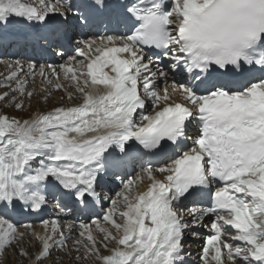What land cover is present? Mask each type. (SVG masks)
<instances>
[{"label":"snow or ice","instance_id":"1","mask_svg":"<svg viewBox=\"0 0 264 264\" xmlns=\"http://www.w3.org/2000/svg\"><path fill=\"white\" fill-rule=\"evenodd\" d=\"M170 5L0 0V24L27 22L38 30L25 40L73 52L59 65L12 61L0 80V256L14 248L44 264L59 250L89 264H177L185 234L202 227L200 264H264V0ZM37 77L40 98L56 90L60 102L10 115L37 94ZM143 156L159 166L148 163L97 214L101 173ZM51 202L60 212L42 231L13 222ZM73 210L88 220L63 222Z\"/></svg>","mask_w":264,"mask_h":264},{"label":"bare ground","instance_id":"2","mask_svg":"<svg viewBox=\"0 0 264 264\" xmlns=\"http://www.w3.org/2000/svg\"><path fill=\"white\" fill-rule=\"evenodd\" d=\"M8 25H11V26H17V27H20V28H23L26 24H28L27 22H24V21H21L19 19H15V20H9L7 22ZM7 24H2V25H7ZM13 32H7L6 34H12ZM7 68V64H5ZM60 97H61V94H56L54 95L53 99H49V101L45 102V101H41V100H37L39 98H34L32 99V101H28V105L30 104H33V105H37V109H39V111L41 110H45L47 107H49L51 105V103L53 102H56V101H60ZM65 103H67V101H65ZM32 107V106H31ZM35 109V108H34ZM21 113V114H20ZM14 115H19V116H23V117H27L28 115H33V113H31V110H27L24 112V110H21L19 113L15 112L13 113ZM128 161V160H127ZM134 167V164L130 165V167H128V169H132ZM149 181H138V184H137V191H143L146 189L147 185H148ZM108 185V184H107ZM36 229V228H35ZM22 230V229H21ZM37 231H40V229H36ZM25 247V246H24ZM34 248H30L29 251H33ZM5 263H8V259H5ZM53 261V260H52ZM70 262V261H69ZM57 263V262H56ZM75 264H81V262L79 260H75Z\"/></svg>","mask_w":264,"mask_h":264},{"label":"rangeland","instance_id":"3","mask_svg":"<svg viewBox=\"0 0 264 264\" xmlns=\"http://www.w3.org/2000/svg\"><path fill=\"white\" fill-rule=\"evenodd\" d=\"M40 99L41 98H39V100ZM7 111H10V114L11 115H14L13 113L16 112V111H14V110L12 111L10 109L7 110ZM23 246H25L26 248H28V250H30V248L28 247V242L27 241L25 242V244ZM8 250H10V248L7 249V250H5L3 256H0V264H30L29 260L27 258H25V257H22V256L18 255V253L15 251V249L12 248L9 253H8ZM35 251H36V249L34 248V250L33 251H30V252H35ZM4 258L5 259H8V263H5ZM63 258H64V256H63ZM52 260H55V264H56V261L57 260L55 258H53V259H50L49 258V260L47 261V263L44 262V264H48V263L49 264H53V261ZM68 260H70V256L65 257L64 260H61L60 261L61 263H59V264H75V262L73 261V259H71L70 262ZM86 264H88V263H86Z\"/></svg>","mask_w":264,"mask_h":264}]
</instances>
